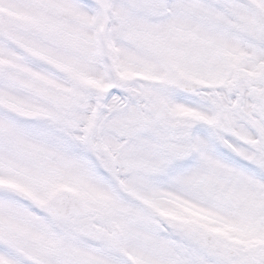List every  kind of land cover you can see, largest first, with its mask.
Wrapping results in <instances>:
<instances>
[{"label":"snow or ice","instance_id":"6c2138e0","mask_svg":"<svg viewBox=\"0 0 264 264\" xmlns=\"http://www.w3.org/2000/svg\"><path fill=\"white\" fill-rule=\"evenodd\" d=\"M0 264H264V0H0Z\"/></svg>","mask_w":264,"mask_h":264}]
</instances>
